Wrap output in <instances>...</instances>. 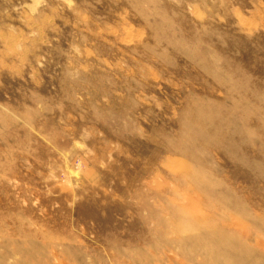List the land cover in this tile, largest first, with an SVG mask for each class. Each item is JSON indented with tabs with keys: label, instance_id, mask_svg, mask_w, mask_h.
<instances>
[{
	"label": "rangeland",
	"instance_id": "obj_1",
	"mask_svg": "<svg viewBox=\"0 0 264 264\" xmlns=\"http://www.w3.org/2000/svg\"><path fill=\"white\" fill-rule=\"evenodd\" d=\"M0 264H264V0H0Z\"/></svg>",
	"mask_w": 264,
	"mask_h": 264
}]
</instances>
